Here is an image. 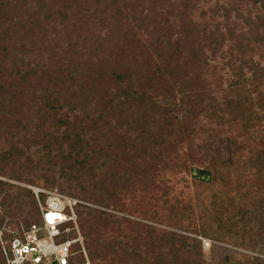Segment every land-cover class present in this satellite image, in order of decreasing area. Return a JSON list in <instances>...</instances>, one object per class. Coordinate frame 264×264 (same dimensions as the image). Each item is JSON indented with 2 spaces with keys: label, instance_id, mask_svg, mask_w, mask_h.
<instances>
[{
  "label": "trees",
  "instance_id": "16d2710c",
  "mask_svg": "<svg viewBox=\"0 0 264 264\" xmlns=\"http://www.w3.org/2000/svg\"><path fill=\"white\" fill-rule=\"evenodd\" d=\"M260 126L264 0H0V264L42 225L34 185L88 203L56 241L91 264H264V131L236 157ZM184 147L209 200L119 214L108 187L160 189Z\"/></svg>",
  "mask_w": 264,
  "mask_h": 264
},
{
  "label": "built area",
  "instance_id": "2783aa9c",
  "mask_svg": "<svg viewBox=\"0 0 264 264\" xmlns=\"http://www.w3.org/2000/svg\"><path fill=\"white\" fill-rule=\"evenodd\" d=\"M28 187L37 198L42 225L33 224L23 236L16 235L8 245L3 244L6 264H69L71 247L75 242L81 244L85 256L82 264H91L81 235L62 242L56 241V236L61 233V224L72 220L77 227L75 206L78 203H88L57 190ZM40 193L46 195L44 202L40 199ZM1 234L0 231V236Z\"/></svg>",
  "mask_w": 264,
  "mask_h": 264
},
{
  "label": "rangeland",
  "instance_id": "374dc122",
  "mask_svg": "<svg viewBox=\"0 0 264 264\" xmlns=\"http://www.w3.org/2000/svg\"><path fill=\"white\" fill-rule=\"evenodd\" d=\"M258 132H253L252 135H244L239 136L236 135L237 140L240 141H246L247 146L245 148H242L239 153L236 155V157H240L242 161L249 157L251 155L250 148L257 147L260 148L259 145L255 144V141L253 138H258L260 133L264 131V126H260L257 130ZM260 132V133H259ZM201 133V132H200ZM237 130H232L230 134H236ZM230 135H221L220 142L222 147L228 149L230 145L226 142H224V137H227ZM202 137L204 135L201 133L198 135V137L195 138L196 143H199L202 140ZM250 138V139H248ZM186 151H188L187 148H180L179 153L181 154L180 159L177 160L180 166L176 167L175 169H172L170 171H167L163 173L159 178V185L160 189H154L152 191H145L142 189H139L136 191L135 189H126V186H124V181L117 180L113 183V185L109 186L108 190L110 193L113 194L114 198H116L117 204L115 205V209H117L118 213H123L125 215L137 217L140 220L147 222L151 225H156L155 222L151 219V213L153 211H158L159 214L165 213V210L163 209L162 205V198H159L163 195V190H166V197L169 200L170 203H175L176 200H180L183 203L188 202L190 199H197L196 194L204 191V201L207 202L210 197V192L206 191V189H202L201 186L197 185L193 178L191 173L181 165L182 162L189 164L190 157L186 154ZM242 167V165H241ZM201 168V167H200ZM35 187V185H34ZM36 187H40V185H36ZM43 188V187H40ZM47 189V188H44ZM48 190H54V188H48ZM149 194L153 197L150 199V203H146V200L150 197ZM158 197V198H157ZM165 197V196H164ZM21 215V214H20ZM196 219V218H195ZM197 220V219H196ZM183 225L187 228H194V225L189 224V221H185ZM203 241V248L205 253L208 255L210 252L211 247L213 244H222L221 242L214 241L210 238H203L199 237ZM4 241V240H3ZM223 246H229L226 244H222ZM240 250V249H239Z\"/></svg>",
  "mask_w": 264,
  "mask_h": 264
}]
</instances>
